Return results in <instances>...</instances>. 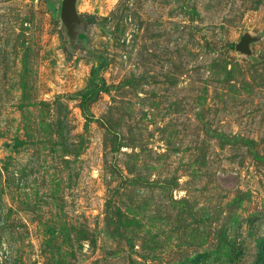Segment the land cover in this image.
<instances>
[{"label": "rangeland", "instance_id": "obj_1", "mask_svg": "<svg viewBox=\"0 0 264 264\" xmlns=\"http://www.w3.org/2000/svg\"><path fill=\"white\" fill-rule=\"evenodd\" d=\"M60 3L0 0V264H264V0Z\"/></svg>", "mask_w": 264, "mask_h": 264}, {"label": "water", "instance_id": "obj_2", "mask_svg": "<svg viewBox=\"0 0 264 264\" xmlns=\"http://www.w3.org/2000/svg\"><path fill=\"white\" fill-rule=\"evenodd\" d=\"M77 0H61L60 22L65 29V34L71 48L79 41V37L85 34V17L77 12ZM260 39V36L244 32L239 41L234 45V51L238 54L249 57L251 55L250 45Z\"/></svg>", "mask_w": 264, "mask_h": 264}, {"label": "trees", "instance_id": "obj_3", "mask_svg": "<svg viewBox=\"0 0 264 264\" xmlns=\"http://www.w3.org/2000/svg\"><path fill=\"white\" fill-rule=\"evenodd\" d=\"M85 33H86V25H85ZM82 38H84V35H81L80 37H79V40H81Z\"/></svg>", "mask_w": 264, "mask_h": 264}]
</instances>
